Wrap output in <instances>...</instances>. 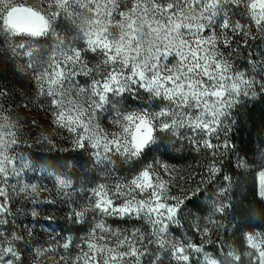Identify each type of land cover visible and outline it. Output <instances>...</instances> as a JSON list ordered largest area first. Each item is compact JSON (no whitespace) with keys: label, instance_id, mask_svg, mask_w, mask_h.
Segmentation results:
<instances>
[{"label":"snow or ice","instance_id":"snow-or-ice-1","mask_svg":"<svg viewBox=\"0 0 264 264\" xmlns=\"http://www.w3.org/2000/svg\"><path fill=\"white\" fill-rule=\"evenodd\" d=\"M46 2L42 10L15 0H0V34L5 39L52 37L53 44L43 53L28 42L10 47L13 55L28 59L38 92L52 98L55 122L73 135L76 147H90L97 163L113 167L114 155L131 163L158 148L163 143L158 132L187 142L197 151L207 149L213 157L221 148L234 147L227 140L235 123L233 110L243 100L255 99L257 89L264 93V76H249L234 63L241 46H248L252 38V25L264 32V0ZM228 5H244L248 23L231 19ZM62 21L71 25L70 38L57 31ZM89 53L96 59L94 64ZM81 74L91 77L87 88L74 83ZM129 95L158 100L162 106L122 111L121 101L126 102ZM105 105L115 113L112 123L118 131L101 127L100 113ZM13 127L0 124V226L9 224V217L16 215L10 207L16 188L9 185L18 175L11 155L16 143ZM222 134L225 139L219 143ZM159 164L148 163L130 178L91 190L88 207L76 216L83 219L86 211H92L95 222L77 246L80 252L72 264H143L153 244L171 257L172 264H192L193 254L203 253V241L197 245L169 231L172 226L182 227L181 206L201 189H190V195L181 189L183 198L172 195L171 185L161 176V168L168 173L169 167ZM219 171L215 162L208 166L209 183ZM260 177V195L264 197V172ZM224 180L230 182L231 178L225 175ZM58 184L70 186L63 178ZM227 194L228 188H221L219 195ZM229 206L214 203L208 223H218L213 217ZM107 217L140 221L148 227L113 229L107 225ZM194 229L201 236L210 232L199 223ZM20 240L23 237L15 232L9 236L0 231V264H23L15 247ZM246 241L253 250L246 253L252 264H264V234L248 233ZM227 256L242 264L239 254L229 251ZM156 259L159 261L158 256ZM196 264H201L199 259ZM203 264L226 262L204 253Z\"/></svg>","mask_w":264,"mask_h":264},{"label":"trees","instance_id":"trees-1","mask_svg":"<svg viewBox=\"0 0 264 264\" xmlns=\"http://www.w3.org/2000/svg\"><path fill=\"white\" fill-rule=\"evenodd\" d=\"M227 11L231 19L248 23L247 9L244 5L238 8L228 5ZM57 31L63 37L70 38L72 35L71 25L67 21H62ZM18 38H13L11 41L2 38L1 41L16 45L22 43L13 41L18 40ZM29 40L28 43L33 48H39L41 53L53 44L52 37ZM22 58L25 68L28 72L33 73L27 67L28 59L24 56ZM88 58L90 63L96 62V59H93V54L89 53ZM234 63L238 70L244 71L249 76H255L257 79L264 76V68L261 66L264 64V32L257 30L255 25H252V38L249 39L248 46H241L239 53L234 57ZM89 80L83 75H78L74 78V83L76 86L82 84V88H87L90 84ZM23 88L25 92L28 91L27 87ZM257 92L258 95L255 99H245L233 110L235 123L227 136V140L234 147L221 148L213 157L207 149L201 148L197 151L187 142L174 140L170 135L158 132L157 135L163 143L153 152H147L139 161L133 163L134 166H137L141 162L160 157L169 167L180 166L186 168L190 174L193 172L195 182H198L201 192L190 200L186 199L181 206L182 227L172 226L169 229L172 235L185 241L190 239L197 245L201 244L202 241L204 242L203 253L198 256L193 254L192 264H196L197 259L203 264L204 253H210L217 260H224L226 264H235L232 258L227 256L229 251L239 254L242 258V264H252L246 253L253 252V250L247 247L245 234L256 230L264 233V199L258 195L257 182V173L264 169V93H261L259 89ZM140 94L146 97V93L143 91ZM38 106L47 109L49 106L47 98L45 97L42 102L38 103ZM146 106L159 108L161 102L147 98L140 100L134 95H129L127 101H121L120 105L122 111L137 110ZM224 139L222 134L219 143H223ZM213 142L216 143L217 141L214 140ZM28 155L35 162L45 165L68 180L78 183L82 179L80 168H82L83 162L77 152L29 149ZM213 162L220 171L209 183L208 166ZM225 175L231 178L230 182L224 180ZM86 176L88 177H85V180L92 179L91 175ZM166 181L171 185L169 178ZM221 188H228L227 197L219 195ZM80 195L77 190L64 196L63 201L66 199L67 202H71ZM214 203H225L230 206L225 209L223 214L217 213L213 217L218 223L210 224L208 219L212 214ZM17 204L18 202L12 203V206ZM24 211L30 214V209L27 208ZM105 220L108 226L117 228L127 227L131 222H125L115 217H107ZM197 223L201 228L205 223H208L207 227L210 232L207 236H201L195 231L194 225ZM82 224L83 222L71 223L64 220L63 224H59V226L64 227L70 233L78 234L82 230L80 228ZM24 230L25 228L20 227L19 230L10 232V228H8L4 232L9 236L13 232L22 236ZM15 247L21 253L23 264H38L28 241L26 243L16 241ZM161 262L162 264H172L171 257L164 251L162 258L159 257V261H156L155 264H161Z\"/></svg>","mask_w":264,"mask_h":264},{"label":"rangeland","instance_id":"rangeland-1","mask_svg":"<svg viewBox=\"0 0 264 264\" xmlns=\"http://www.w3.org/2000/svg\"><path fill=\"white\" fill-rule=\"evenodd\" d=\"M15 2L42 10L47 7L46 0H15ZM2 38L5 36L0 34V93H3L0 95V124L10 123L14 125L11 131L15 133L16 143L12 145L11 155L15 157L18 175L9 180V185L16 188L14 193L16 196L12 194L14 197H12L10 205L16 215L14 219L9 217L10 223L0 226V231H7L10 228V232H12L19 230L20 227L25 228L22 232L23 240L20 241L23 243L28 241L31 244L34 258L38 264H72V260L80 252V248L77 246L82 245L83 238L88 235L95 222V214L92 211H86L83 219H78L76 216L77 212L85 211L88 207L91 190L100 184L112 185L117 179L130 178L132 174L148 163L159 161L158 167L167 164L160 157H157L134 166V161L126 163L123 157L114 155L112 157L113 167L106 162L97 163L90 147L87 149L76 147L73 143V135L55 122L54 113L56 109L52 103V98L45 96L49 102L47 109L38 106V103L42 102L45 97L38 92L34 74L25 68L22 56L13 55L10 47L13 44H7L3 40L2 42ZM12 39L5 40L11 41ZM29 39L19 37L18 40L21 41H13L28 42ZM85 77L89 78L91 82V77ZM23 87H27L28 91L25 92ZM79 87L82 88L83 85L80 84ZM114 115L115 113L111 111L109 105H105V109L100 113L99 123L108 132L119 130L112 123ZM29 149L51 152L69 150L79 153L83 162V169L80 168L82 179L75 183L60 176L45 165L35 162L28 155ZM154 150L155 148L150 153ZM262 172L264 169L257 173L258 195L260 197V174ZM86 175H91L92 179L85 180V177H88ZM161 176L165 181L170 179L171 194L181 198L184 196L181 189L190 195V189L198 186L193 172L190 174L184 167H169L168 173H165L161 168ZM59 178L68 180L70 186L61 187L58 184ZM20 189H24V191L21 192ZM10 190L11 188H9ZM77 190L81 194L77 199H73L71 202H67L66 199L63 201L64 196ZM261 198L264 199V197ZM17 202V205L12 206V203L16 204ZM27 208L30 209V214L24 211ZM17 210L19 211L17 212ZM64 220L71 223L83 222L80 225L81 232L73 234L59 226V224H63ZM207 225L208 223H205L203 227ZM132 227H142L147 230L148 226L140 221H131L124 228ZM251 233L264 234L257 230ZM66 243L69 244L68 248L64 247ZM149 248L150 255L143 258V264H154L157 261V256L162 258L163 251L155 244L150 245ZM129 264H131L130 261Z\"/></svg>","mask_w":264,"mask_h":264}]
</instances>
